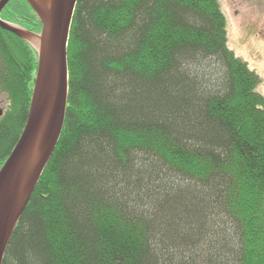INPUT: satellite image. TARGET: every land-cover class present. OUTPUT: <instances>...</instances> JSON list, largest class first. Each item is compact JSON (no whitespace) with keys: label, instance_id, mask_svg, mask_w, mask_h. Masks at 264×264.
Wrapping results in <instances>:
<instances>
[{"label":"trees","instance_id":"16d2710c","mask_svg":"<svg viewBox=\"0 0 264 264\" xmlns=\"http://www.w3.org/2000/svg\"><path fill=\"white\" fill-rule=\"evenodd\" d=\"M1 17L42 29L26 0ZM219 0H77L64 127L3 264H264L262 78ZM38 53L0 27V169Z\"/></svg>","mask_w":264,"mask_h":264},{"label":"water","instance_id":"95a60500","mask_svg":"<svg viewBox=\"0 0 264 264\" xmlns=\"http://www.w3.org/2000/svg\"><path fill=\"white\" fill-rule=\"evenodd\" d=\"M0 27L27 40L38 53L28 118L0 169V264L11 237L59 142L69 96L68 46L77 0H26L42 22L40 34L10 24ZM4 110L0 107V116Z\"/></svg>","mask_w":264,"mask_h":264},{"label":"rangeland","instance_id":"374dc122","mask_svg":"<svg viewBox=\"0 0 264 264\" xmlns=\"http://www.w3.org/2000/svg\"><path fill=\"white\" fill-rule=\"evenodd\" d=\"M219 2L228 20L229 47L262 78L258 91L264 95V0H219ZM1 18L32 33L42 32V29L38 30L39 27L33 30L32 27L21 26L14 21ZM25 41L31 45L27 40ZM0 90L2 91L0 105L6 112L10 105V95L4 88L0 87Z\"/></svg>","mask_w":264,"mask_h":264},{"label":"flooded vegetation","instance_id":"af4514ba","mask_svg":"<svg viewBox=\"0 0 264 264\" xmlns=\"http://www.w3.org/2000/svg\"><path fill=\"white\" fill-rule=\"evenodd\" d=\"M0 92H2L1 90H0ZM0 107H2L1 105H0ZM4 110V109H3ZM5 112V111H4Z\"/></svg>","mask_w":264,"mask_h":264}]
</instances>
